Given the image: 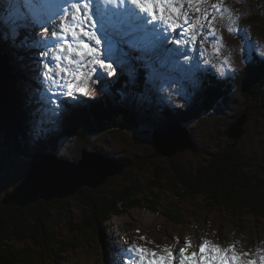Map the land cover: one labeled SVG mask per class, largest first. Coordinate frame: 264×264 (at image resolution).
Masks as SVG:
<instances>
[{
    "label": "rangeland",
    "instance_id": "obj_1",
    "mask_svg": "<svg viewBox=\"0 0 264 264\" xmlns=\"http://www.w3.org/2000/svg\"><path fill=\"white\" fill-rule=\"evenodd\" d=\"M75 1L82 3V0ZM207 1H209V4L207 5L205 3L202 5V7L207 8L209 20L212 19V15H215L216 19L213 23V27L216 29V35L211 33V30L207 27V25V28H202V33L198 35V31L201 28L199 25H197L195 40L191 39V33L188 32V26L184 31L182 28H178L173 33H164L166 27L164 25H157L154 28L153 24L149 22V17H147L145 22L142 24L134 23V25H131L128 21H125V24L120 22V25L123 26V31L126 30L124 33H131V40H124V38L121 36V33L118 32L112 35L110 28L106 27L103 23H100V18L98 16H96V20L98 21L99 27H95V29L91 30L87 29L88 25L85 26V30L95 31L97 36L101 38V44L103 45V48L98 49L97 51L102 54V58H105L106 54L108 53V57L105 59V61L113 64V67L116 70V75L108 76L106 73L102 74L100 71L98 73L99 79H97V76L95 75L90 76L85 84L86 92L74 93V99L76 100L77 104L69 101L66 102L71 103L72 105L67 106L69 108L73 107L75 110L76 107L78 108V103H81L82 107H85L89 103L88 99H86L88 93H91V97L93 98H97L104 93H108L107 84H112L114 80L117 81L119 86H129V89L133 88L135 83L133 82L132 76H136L137 71L135 73H133L131 70L128 71L129 68H131V63L130 56L123 47L124 43L129 46L132 45V50L152 55L153 48L157 47V32H160L162 34L161 37L158 38V41L161 44H164L167 39L168 41L171 40L174 45L175 54L164 61H162L159 56L154 55L151 60V64H147V67L144 68V73L146 75L152 74L154 76L152 81L155 82L156 86H159L163 80L167 79L168 87L161 89H159V87L152 89L143 87V89L140 91L141 95H143L147 102L152 100L153 102L150 103L152 106L147 108L149 111L145 108L138 112L143 122L138 125L137 130L133 125L127 124V132L120 131V128L116 129V127H114L110 128L109 132L102 134L93 140H89L86 135L78 131V133L74 132L75 135L68 134V139H65L59 145V156L62 158H67L66 162L73 164L80 163V161L83 159V152L85 150L91 152L94 149V146H97L102 152H110L115 156L112 157L110 155L108 159H104L115 168L124 167V164L120 159H129L131 165L128 167L127 172H130L132 168H135L138 165L142 170L140 172L141 174L136 177L143 184L144 190L142 194H148L147 198L153 197L150 198L151 200H149L147 209L143 206L141 209H128L123 215L115 217L114 221L108 224V226H105L107 235L105 242L99 239L95 240L96 233H89L93 230L88 231L87 233L89 234L83 233V235H86V238L84 239L82 238V235L78 233L79 236L76 238L77 241H75L74 247L75 255H70V257H73V264H89V260L93 261L94 259L98 261V263L101 259V261L105 264H115L117 257L112 256L113 254L111 253L110 255L112 258L107 256H105L104 259L102 258L105 254V252L103 253V249L106 247L107 241L109 244H112L113 242L111 250L114 252V255H116L120 249H127L134 244L144 246L163 255L164 246L172 248L173 253L177 254L180 248L185 247L184 241L186 239L190 240L192 243V248L189 249V254L193 251H198L199 245L204 239L211 241L213 245H219L222 248H227L229 245H235L237 246L236 250L238 252L251 253V256L246 257V259L258 260V254L256 251H258L259 248H263L264 245H256L255 249V244L258 242H264V219L261 218L259 223H255L254 219H249V222H243V226L251 225L252 228L250 232L241 228H237L239 230V234L238 232H229V230L223 231L222 233L225 239H223L222 236L218 238L217 236L213 235L215 231L214 226L209 224L212 222V218L217 217L221 221H228V219L220 217L219 213L217 212L224 209L225 207H231L232 203H235L233 206L236 205V202L229 201L230 197L227 196V194H224V196L228 198H220V196L216 194L215 191H211L210 189L203 190L204 187H201V190L208 191L206 192L207 197L213 199L215 202L210 204L208 203L207 199L202 198L203 196L205 197L206 194L201 195L200 193H195L194 200L186 199L188 201L179 202L176 206L174 205L173 210L171 209V211H175L177 214L184 216L183 220L187 223V231H177V229L172 226L174 225V221L169 224V221L157 211L159 208H149L153 205H160L159 199L162 200L165 198H171V200H176L175 195L171 196L166 192H162L163 187L165 186L163 182L159 181L157 178L156 181L152 179L151 176L156 175L158 171L160 172L164 169L165 172L168 173L169 179L171 181H169L167 185L174 187L175 190L181 189L179 193L182 190L188 188L186 182H179L178 175L172 170V165H170L172 160L175 162L181 161V165H187L192 173L196 172L197 169L207 171L208 168L214 166L220 161L219 156L223 154V151L227 150L226 147H230L232 143L238 144L239 141L242 144H251L250 147L253 149V151L260 150V154H263L264 156V141L260 140L263 138L261 135L264 134V111L256 110L257 112L255 111V113L253 110V113H251L253 116L250 115V121L247 122V127L251 128V134H246L239 140L237 138L232 140L226 135L229 128L228 126L231 123L233 117L236 116V119L232 121V124H234L239 119V117L243 116L246 112L248 113L247 110L243 111L240 109V106L243 103L242 98L240 97L241 87L239 86L237 92L235 93V84H233L234 79L230 72V67L236 66L238 72L244 78L246 69V64L243 59L244 56L251 50L258 53L264 52V0H223L222 10L219 12H213L211 5L220 3V0ZM71 2L72 0L67 1L68 7L69 3ZM65 9L67 8H60L62 15L65 13ZM226 11L232 13L225 15ZM189 15L191 19L197 18V14L190 12ZM35 25L37 26V24ZM230 28L234 29V31H230ZM163 33L166 35V39L164 38ZM120 37H122V40H117ZM185 41H190L193 44L187 51L181 53V43ZM201 41H203L204 44H201ZM85 42L89 45H96L94 41H89L86 38ZM98 46L100 47L101 45ZM166 47L168 46L166 45ZM182 56L183 60L175 65L174 62L177 61L178 57ZM132 60L137 64V66H140L139 59L132 58ZM217 60L221 62V68H218L216 64ZM159 61L162 62L158 63ZM49 63L52 64L53 67L55 66L51 60H49ZM143 63H145V61H143ZM157 69L159 70L157 71ZM119 70H122L125 73H119ZM193 71H199L200 73H192ZM214 71L219 73L223 80L232 79L233 92L231 94V99L232 101L234 99V104L233 102L229 101L225 104L228 109L222 108L223 106H218L210 112H205V115L197 117L190 124L187 121L189 117L187 112L190 110L186 108V106L192 103L193 110L196 111L198 109H202L203 96L207 90L205 89L201 91V86H198V90L195 93L192 89L186 91V82L191 81L193 83L204 85L203 80L205 79V76L208 73L214 74ZM163 73H165V75ZM118 74L121 76L119 79ZM192 75L193 77H191ZM196 75H201L203 80L199 79V77H196ZM93 81H95V86L92 84ZM165 84L166 82L162 85L165 86ZM151 86L153 85L151 84ZM34 89L37 88L34 86ZM260 91L264 93V89ZM152 92L158 98H163L167 104L165 102L161 103L160 101L150 99L149 95ZM125 94L126 93L124 92L122 96L127 98L129 93L126 94L127 96ZM62 96L64 97L63 101L69 100L68 97L70 96ZM174 104L179 105V111L176 109ZM160 105L167 108L170 107L168 108V114L165 115L161 109H159ZM62 106H64L63 103L60 104V108L58 109L60 120L56 124L55 128H57L58 125L61 126L59 122L63 120L64 114L67 112V109H62ZM30 108L34 111L32 107ZM170 117H181L186 122L185 125L189 128V133L193 137H190L191 147L194 148V150L187 149L182 153H175L167 150V148L162 145V147L157 150L158 153H164L168 156L172 155V158L156 154V151L150 145L154 135L145 136L146 133L149 135V131H157V128H159L161 131L165 130L166 128H163L165 127L164 124ZM60 130L61 128L59 131ZM104 135H106V137H104ZM164 136L166 139H169L167 134H164ZM251 136H254V139H250L249 137ZM78 137L80 139H78ZM243 139L245 140V143ZM247 139L251 140L252 143L247 141ZM6 140V136H4L3 133L2 138L0 137V148L6 150L10 156V151L7 148L8 146L6 147ZM138 141H141V143ZM159 141H161V139H157V142ZM165 144H167V141ZM103 145L105 148L102 147ZM259 146H262V148L259 149ZM169 148H171V146ZM131 152H136L139 154L143 153L144 155L142 157L133 156L129 154ZM45 154L48 155L47 153ZM249 154H251V152L247 149L246 155ZM8 155L4 153L3 160L0 163V207L2 206L7 213H13V211L8 212V210L14 209L21 212L30 208L32 205H30L28 208L22 209L7 207L2 205V203L10 201L14 191V200L22 199L23 189L21 188V184L28 176L26 167H28L27 162L30 159L28 161H23V163L27 164L22 165L17 161L9 160ZM33 158H35V156ZM73 164H71L70 168H68V171H66L65 174L68 172H70L72 175H76V172L79 173L77 169L75 170ZM262 164L264 165V163ZM18 166L20 169H18ZM47 166L45 168H47ZM258 168L259 165L255 169ZM238 170L239 169H237L235 172L237 176L236 181H234L236 182V188L229 190V192L232 194H235V190H239L241 187H243L241 178L245 179V175L242 171L238 172ZM226 173L229 174L228 176H230V173ZM123 174L112 177L111 182L124 184L121 179ZM135 174L137 175L138 172ZM56 179L59 182L60 176H57ZM151 186L153 188V192L149 194L145 189H148ZM51 190L52 188L46 187L47 193H44L51 194ZM243 190L246 189L243 188ZM156 191H160L161 193L155 196ZM179 193H175L176 196H179ZM41 194L42 193L35 195L34 197ZM77 194L78 193L75 195ZM183 194H185L184 191ZM75 195L68 196L65 199L66 202L69 201V207L80 211L81 207L78 205L79 202H76L74 198ZM235 196L239 197L237 194ZM27 197L25 199H27ZM154 197H157V199ZM261 198L264 201L263 191ZM65 199L52 201L49 204L53 205L55 202H64ZM239 200L240 199H238V201ZM139 203L140 202L138 201V204ZM253 210L254 209H251L247 212V217H250V214ZM54 213L57 218L60 217L59 209ZM204 215L210 216V218L205 217ZM78 216L79 215L76 213L74 218H77ZM195 218L197 220H195ZM204 219L208 220L209 223L207 221H203ZM55 221L58 222V220ZM128 228H130L129 231ZM53 230L56 231L55 229ZM58 231L65 232V235L68 233L63 224L58 227ZM76 233L77 232H73V235ZM141 236L145 237L147 241H152L154 243H146L145 240L140 239ZM191 236H194V239H192ZM200 237L204 238L199 240ZM233 238H237V240L233 241ZM65 239L72 241L70 236H66ZM177 239L179 240V243H177ZM25 246H27L26 243L17 244L18 248ZM74 249H72V251ZM70 250L71 249H69L68 252H70ZM64 257H66V255H64ZM173 262V264H179V259H175ZM69 263H71V261Z\"/></svg>",
    "mask_w": 264,
    "mask_h": 264
},
{
    "label": "trees",
    "instance_id": "obj_2",
    "mask_svg": "<svg viewBox=\"0 0 264 264\" xmlns=\"http://www.w3.org/2000/svg\"><path fill=\"white\" fill-rule=\"evenodd\" d=\"M0 57L6 71V85L8 86L6 126L3 131L7 139L6 147L8 146L12 160L22 165L27 164L23 163V161H28L40 151L54 153L60 158V149H58L60 143L68 139V134L71 135L74 132L78 133L80 131L89 140H93L109 132V129L114 127L116 129L120 128V131L127 132V124L133 125L137 130L138 125L143 122L138 112L142 109H147V106H152L150 102H147L144 97L139 95V92L129 89V86L121 87L120 91H112L113 96L93 101L85 107L71 112L65 117L63 124L60 126L61 130L57 133L48 135L50 130H55V128L50 127L44 136L35 138V131L43 132V129L47 127L45 125L40 127L36 123L38 116L28 110L32 100L27 98L20 89L22 81L18 68L15 69L9 60L10 66L5 67L7 55L0 54ZM142 64L146 66L148 63L144 64L142 62ZM135 69L139 71V69ZM196 77L200 79L201 76L196 75ZM203 82V86L207 90L202 100L204 101L202 104L203 108L187 112L189 114L188 123H192L197 117L205 115V112L215 109L224 101L223 106L225 108H227L225 105L227 102H232L229 91L233 90V85L229 87L227 82L211 73L205 76ZM238 83L241 86L240 97L243 101L240 109L243 111L247 110L249 118L253 110L254 112L256 110L264 111V93L260 91L264 89V64L258 66V68L250 66L247 73L244 74V78L240 76ZM124 92L126 94L129 93L128 96L125 94L127 98L122 96ZM235 119L236 116L233 117L231 122ZM181 121L186 124L183 119ZM246 129L248 135L251 134V128L246 127ZM153 131H149V135L146 133L145 136L152 135ZM261 136L263 138L261 137L262 139L260 140L264 141V134ZM249 138L254 139V136ZM243 141L245 143L244 139ZM247 141L252 143L249 139ZM138 142L141 143V141ZM250 146L251 144H242L240 141L238 144L232 143L219 156L220 161L208 168L207 171L197 169L196 172L192 173L187 165H181V161L175 162L172 160L170 162L172 170L178 175L179 182H186L188 188L179 193L181 189L175 190L174 187L167 185L171 181L168 173L164 169L160 172L158 171L156 175L151 176L152 179L156 181L157 178L163 182L165 186L162 192H166L171 196L175 195L176 200H171V198L159 199L160 205H153L149 208H159L157 211L160 215L164 216L169 221V224L174 221V225L182 231L181 229L187 227V223L183 220L184 216L171 211V209L173 210L174 205L176 206L179 202L188 201L186 199L194 200L195 193L205 195L208 191L203 190L210 189L215 191L220 198H228L224 196V194H227L230 197L229 201L236 202L235 206H233L235 203H232L231 207H225L217 212L220 217L228 219L227 222L229 224L218 218H212L211 226H214L215 229L213 235L218 238L221 236L224 238L222 232L226 230L233 233L238 232L239 234L237 228L243 226V222H249V219H254L255 223H259L261 218L264 219V201L261 198L262 191L264 194V165L262 164L264 163V156L260 154V150L253 151ZM260 148L262 146H259ZM94 149L98 150V147L94 146ZM247 149L251 154L246 155ZM98 151L104 157L108 158L110 155L115 157L110 152H102L101 149ZM129 154L140 157L144 155L136 152ZM258 165L259 168L255 169ZM18 169H20L19 166ZM237 169H239L238 172L242 171L244 173L245 179L241 178L243 187L235 190V194H232L229 190L236 188V182L234 181L237 179L235 174ZM141 170L138 165L132 168L130 172L126 170L121 176L124 184L112 183V178H110L96 190L84 187L74 197L76 202H79L80 211L69 207V201L66 202V199L64 202H55L53 205L38 202L21 212L15 209L8 210V212L13 211V213H7L1 206L0 264H73V257H70V255H75L74 247L75 241H77L76 238L79 236L78 233L82 235L83 239L86 238L83 233H96L95 240L99 239L105 242V239H107L105 226L114 221L115 217L123 215L128 209H141L142 206L146 209L148 208L149 200L153 197H148V199V194H142L144 190L143 184L136 177L141 174ZM136 172H138L137 175L135 174ZM226 172L230 173V176ZM201 187H204V189L201 190ZM243 188L246 190H243ZM145 190L149 194L153 192L152 186ZM183 191L185 194H183ZM160 193V191H156L155 196ZM175 193H179V196H176ZM236 194L239 197L235 196ZM154 198L157 199V197ZM202 198L207 199L210 204L215 202L213 199L208 198L207 194ZM238 199L240 200L238 201ZM138 201L140 202L139 204ZM58 209L60 211L59 218L54 213ZM251 209L254 210L251 212L250 217H247V212ZM76 213L79 216L74 218ZM55 220H58V222ZM62 224L68 232L67 235H65V232L58 231V227ZM243 227L245 231L252 228L251 225ZM91 230L93 231L87 233ZM129 230L130 228H128ZM73 232L77 233L73 235ZM66 236H70L72 241L66 240ZM19 243H26L27 246L18 248L17 244ZM69 249L74 250L67 254ZM104 257L105 254L102 258L104 259ZM70 261L71 263H69ZM89 264L105 263L101 259L99 263L94 259L93 261L89 260Z\"/></svg>",
    "mask_w": 264,
    "mask_h": 264
},
{
    "label": "snow or ice",
    "instance_id": "obj_3",
    "mask_svg": "<svg viewBox=\"0 0 264 264\" xmlns=\"http://www.w3.org/2000/svg\"><path fill=\"white\" fill-rule=\"evenodd\" d=\"M103 2L105 5H111L113 0H103ZM130 3L134 8L128 10L125 15L134 21L141 20L136 12V9H139V13L150 18L149 22L153 24L154 28L157 25H164L167 29L175 32L178 28L188 25L191 39L195 40L197 25L201 29L207 25L212 34L216 35V29L213 27L216 17L212 15V19L209 20L207 8L202 7L206 0H130ZM222 4L223 0H220V3L211 5L213 12L221 11ZM64 12L59 31L52 33L54 43L42 52V56L51 60L55 65L53 67L47 62L43 64L44 80L52 85V88L65 89L64 92L53 91L48 98L49 102L55 106L51 109L53 115L58 114L60 104L52 97L85 93V84L90 76L96 74L97 68L101 70L102 74L116 75L113 64L106 62L100 52L85 42L86 38L89 41H94L96 45L101 44V38L95 31L85 30L86 25L95 28L98 23L93 18L92 0H82V3L73 0ZM190 12L197 14V18L191 19ZM229 30L234 31L231 28ZM47 31L48 29H45V32ZM37 134L39 135L40 132ZM140 239L145 240L146 243H154L147 241L143 236ZM177 243H179L178 239ZM184 244L185 247L180 248L177 254L173 253L172 248L164 246L163 255L134 244L127 249H120L116 253L115 264H172L175 259H179V264H264V255H260L258 260L246 259L251 256V253L238 252L235 245L222 248L219 245H213L211 241L204 240L198 251L189 254L192 243L186 239Z\"/></svg>",
    "mask_w": 264,
    "mask_h": 264
},
{
    "label": "water",
    "instance_id": "obj_4",
    "mask_svg": "<svg viewBox=\"0 0 264 264\" xmlns=\"http://www.w3.org/2000/svg\"><path fill=\"white\" fill-rule=\"evenodd\" d=\"M1 62V61H0ZM4 64L2 63L0 67V137L4 128L6 126V103H7V85L5 82V71L3 70ZM250 121V118L247 114L241 116L238 121L232 124L226 135L228 138L234 140L236 137L238 140L245 136L248 131L246 129L247 122ZM164 134L169 136V139H166ZM189 130L184 127L182 123H172L165 130L156 132L154 134L152 142L150 145L156 151V154L172 158L164 153H158L157 150L164 145L167 150L171 152H183L186 149H192L190 141ZM192 138V137H191ZM157 139L161 141L157 142ZM167 141V144L166 141ZM171 146V148H169ZM4 153L8 155L6 150L0 148V163L3 160ZM94 151H85L83 154V159L80 163H76V167L79 172L82 173L85 179L82 183H77L76 180L68 182L67 174H65L66 168L71 166L70 162L58 159L53 154H44L39 153L28 161L27 167V178L21 184L23 189L22 199L14 200L15 191L11 196V200L2 203V205L7 207L14 208H28L30 205L36 204L38 202L51 203L52 201L62 200L78 192V189L81 186H88L92 189H96L99 186L105 184L110 178L121 175L125 173L128 167L131 165L129 159H122L124 164L123 168H115L110 165L104 159H108ZM175 155V154H174ZM9 156V155H8ZM9 160L12 161V157L9 156ZM48 165V166H47ZM47 166V168H45ZM41 168V169H40ZM66 170V171H65ZM55 176H52V175ZM60 176L59 182L56 177ZM55 180V185H53ZM46 187L52 188L51 194H45ZM56 187L59 190H56ZM45 192V193H44ZM39 196L34 197L35 195ZM44 193V194H43ZM28 196V197H27ZM27 197V199H25ZM244 229L243 226L239 227ZM238 230V229H237Z\"/></svg>",
    "mask_w": 264,
    "mask_h": 264
},
{
    "label": "bare ground",
    "instance_id": "obj_5",
    "mask_svg": "<svg viewBox=\"0 0 264 264\" xmlns=\"http://www.w3.org/2000/svg\"><path fill=\"white\" fill-rule=\"evenodd\" d=\"M67 1H69V0H67ZM94 1H96L97 2V4H98V6H97V16L100 18V23H103L106 27H108V28H110V30H111V32H112V35L113 34H115L116 32H118V33H121V36L124 38V40H131V33H129V34H125L124 33V31H126V30H124L123 31V26L122 25H120V22L119 21H114L113 22V25L111 26V27H109L108 26V23H107V20H106V18L103 16V14H102V12H101V7H100V4H104V2H103V0H92V6H93V2ZM53 2H55V0H53ZM72 2H73V0H72ZM69 5H70V3H69ZM45 6V5H44ZM104 6H105V4H104ZM126 8L128 9V10H131V9H133L134 8V6H132L129 2H127L126 3ZM111 9L113 10L114 8H113V6L111 5ZM65 15V13H63V16ZM120 16H121V14H119ZM146 18H147V16H145L142 20H141V24L142 23H144L145 22V20H146ZM126 23V22H125ZM129 30V29H128ZM140 31V30H139ZM122 37H120L119 39H117V40H122ZM8 57V56H7ZM0 67H1V65H2V60H1V57H0ZM14 61L15 62H18L17 60H15L14 59ZM145 63H147V62H145ZM144 63V64H145ZM18 67L20 68V64L18 65ZM3 68V70H4V67H2ZM18 72H19V75L21 74V76H20V79L23 77V75H24V73L20 70L19 71V69H18ZM26 74L27 75H30V72H26ZM198 76H201V75H198ZM202 77V76H201ZM30 81H31V78H28ZM191 79H193V78H191ZM5 82H6V75H5ZM225 90V89H224ZM125 99V98H124ZM124 101V100H123ZM204 102V101H203ZM89 104V103H88ZM121 106V105H120ZM6 107H7V103H6ZM31 107V106H30ZM28 108V110L29 111H32V112H34L31 108ZM150 106H147V108H149ZM230 113V112H229ZM240 118V117H239ZM238 121V120H237ZM236 121V122H237ZM235 122V123H236ZM176 123H179L178 121L176 122ZM180 124V123H179ZM129 132V131H128ZM78 139H80L79 137H78ZM236 139V137H234V140ZM187 150V149H186ZM85 151H87V150H85ZM84 151V152H85ZM84 152H83V154H84ZM116 153V152H115ZM182 153V152H181ZM106 157V156H105ZM117 160V159H116ZM76 165V163H74L73 164V166H74V168H75V170L77 169V167L75 166ZM27 168V167H26ZM25 168V169H26ZM70 168V167H69ZM27 170V169H26ZM66 170H68V168H66ZM65 170V171H66ZM78 170V169H77ZM79 171V170H78ZM72 172V171H71ZM73 174H75V173H73ZM52 176H55L54 174L52 175ZM73 176V177H72ZM67 178H68V182H71L72 180H76L77 181V183H82V181H84L85 179H87L86 177H84L83 175H82V173L81 172H79V173H77L76 172V175H72L70 172H68L67 173ZM53 185H55V180H54V183H53ZM102 186V185H101ZM101 186H99L98 188H100ZM84 187H86V188H90V189H92L91 187H88V186H81L79 189H78V192L77 193H79ZM98 188H96V189H98ZM96 189H94V190H96ZM18 190V189H17ZM56 190H59V188L58 187H56ZM21 191V190H20ZM76 194V193H75ZM75 194H73V195H71V196H74Z\"/></svg>",
    "mask_w": 264,
    "mask_h": 264
}]
</instances>
